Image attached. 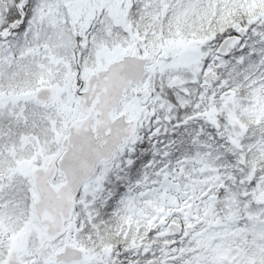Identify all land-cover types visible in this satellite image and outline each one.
<instances>
[{"label":"snow or ice","instance_id":"snow-or-ice-1","mask_svg":"<svg viewBox=\"0 0 264 264\" xmlns=\"http://www.w3.org/2000/svg\"><path fill=\"white\" fill-rule=\"evenodd\" d=\"M0 264H264V0H0Z\"/></svg>","mask_w":264,"mask_h":264}]
</instances>
